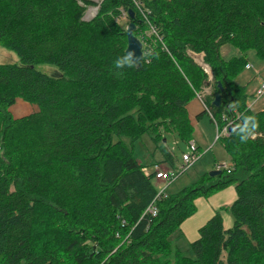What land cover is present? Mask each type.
<instances>
[{"label":"trees","instance_id":"obj_1","mask_svg":"<svg viewBox=\"0 0 264 264\" xmlns=\"http://www.w3.org/2000/svg\"><path fill=\"white\" fill-rule=\"evenodd\" d=\"M143 2L162 36L153 51L156 37L144 36L133 0L95 2L89 21L79 0H0V45L19 55L0 63V264H264V107L251 109L235 81L246 51L264 58V0ZM121 18L143 42L137 63ZM225 44L242 55L224 59ZM206 84L219 131L235 122L219 135L230 165L156 200L134 142L149 133L188 144L187 105ZM18 98L38 109L15 117ZM229 184L233 225L217 213L200 227L192 255L174 246L195 194ZM153 205L156 215L147 211Z\"/></svg>","mask_w":264,"mask_h":264},{"label":"rangeland","instance_id":"obj_2","mask_svg":"<svg viewBox=\"0 0 264 264\" xmlns=\"http://www.w3.org/2000/svg\"><path fill=\"white\" fill-rule=\"evenodd\" d=\"M79 1L82 4H85L84 19L89 21L97 14L95 11L91 10V8L95 7L98 11V5H95V2L100 3L101 0H88L89 3L87 0ZM121 22L127 28L126 20L121 18ZM220 53L224 59H230L234 56L242 55V52L231 44L223 45ZM245 54L246 60L252 64V67L240 71L235 77V81L238 84L245 86L248 94L247 102L252 103L251 109L260 110L264 107V94L261 96L254 95L256 90L264 83V58L258 56L253 49L246 51ZM18 61L19 55L15 51L0 45V63H15ZM40 68L48 72H52L54 69V67L49 65H41ZM207 91L209 92L208 95H212L213 87L210 86ZM11 109L12 106L10 110ZM207 114L209 115V113ZM233 116L235 117L234 114ZM207 118L210 121L211 116L209 115ZM211 120L213 125L212 131L204 129V125H206L205 123L207 122L203 124L202 128L201 137H203L207 143L200 147L195 140L200 156L191 167L184 171H181V166L184 162L183 154L189 153V147L184 142H181L177 136L175 139L172 134H167L165 142H156L149 133L142 135L134 142L135 156L141 163L147 166L150 171L153 169L152 163L158 162L160 166L168 169L169 172H173L174 176H172L175 178L167 185V191L175 193L183 187L198 181L203 174L210 173L211 170L217 169L215 163L227 162L228 165H230V156L218 136L220 133L218 131V126L212 118ZM234 124L235 122L232 121L230 127ZM197 134H200L198 130ZM193 135L194 137L191 140L196 138L195 131ZM167 149L168 151H166ZM167 154L171 155L173 163H170L171 160L167 158ZM215 176L211 177L215 178ZM155 183L158 190H161L164 186L163 183H158L157 180H155ZM236 196L235 184H229L212 192H199L195 194L193 199L195 210L186 217L181 223L180 229L174 233L172 237L173 245L180 248L187 255H192L193 253L190 246L191 243L199 237L200 227L206 224L207 221L217 213L222 215L224 226L226 228L231 227L233 225V217L230 211V206Z\"/></svg>","mask_w":264,"mask_h":264},{"label":"built area","instance_id":"obj_3","mask_svg":"<svg viewBox=\"0 0 264 264\" xmlns=\"http://www.w3.org/2000/svg\"><path fill=\"white\" fill-rule=\"evenodd\" d=\"M134 2V7L136 8V10L138 11H141L144 15L145 18L149 19V16L151 14V10L150 8H148L145 3L143 2V0H133ZM91 10L95 11L97 13V8H91ZM123 15L126 16L127 13L125 11H123ZM157 29L154 25H151L149 28H147L145 31H144V36L147 38V37H156L157 36ZM199 64H201L204 69L207 71L208 70V66L206 64H204L202 61H198ZM250 66H252L250 63H247L246 64V68H249ZM264 94V85L262 87H259L256 92H255V96H261ZM202 97V96H201ZM203 99V97H202ZM224 119H227L226 117H224ZM227 121H232L230 119H227ZM188 147H189V152H195L196 148L194 146V144L192 143H188ZM192 157L194 156H191L190 154H185L184 155V163L182 164V168H187L189 166V163L191 162L192 160ZM219 167L221 168H227V164L226 162L224 163H221L219 164ZM154 169H155V175H154V178L155 180L158 181V183H163V187L161 188V191L159 193V197H166L167 194H168V191H167V185L169 183H171L174 178L171 177L172 175L174 176V173L173 172H170V173H167L166 171L162 170L159 168V166L156 164L154 166ZM144 171H145V174L149 175L151 172L149 171L148 168H144ZM149 210L153 213V214H157L158 213V209L156 207V205L152 206V207H149Z\"/></svg>","mask_w":264,"mask_h":264},{"label":"crops","instance_id":"obj_4","mask_svg":"<svg viewBox=\"0 0 264 264\" xmlns=\"http://www.w3.org/2000/svg\"><path fill=\"white\" fill-rule=\"evenodd\" d=\"M209 88L210 86L206 84L203 87V90H201V92L203 91L205 93L204 90H206L205 96H207L209 94L207 89ZM248 106L251 108L252 103H248ZM187 108H188V116H189L190 122L195 131L196 138H194V141L196 140V143L199 144V146L201 147V145H205L207 143L206 140L203 137H201L203 124L207 122L205 123L206 125H204V129L207 131H212V126H213L211 123L212 120L210 118V121H209V119L207 118V116L209 115L204 112V107L198 97H195L193 100H191L188 103ZM37 109H38V106L36 104H32V103L26 102L18 98L16 103L12 106L11 110L15 117H20L25 114L34 112ZM197 130L199 131L200 134H197Z\"/></svg>","mask_w":264,"mask_h":264},{"label":"bare ground","instance_id":"obj_5","mask_svg":"<svg viewBox=\"0 0 264 264\" xmlns=\"http://www.w3.org/2000/svg\"><path fill=\"white\" fill-rule=\"evenodd\" d=\"M133 11L134 12V10H132V9H126L125 11H126V13L127 14H129V11ZM128 11V12H127ZM137 12H138V15L144 20V22H142L143 23V27L144 28H149L151 25H153V23H152V21L150 20V19H147V18H145L144 17V15H143V13L141 12V11H138L137 10ZM134 15H135V12H134ZM88 17V16H87ZM155 25V24H154ZM157 27V26H156ZM158 28V27H157ZM162 42V36L160 35V33L159 32H157V36H156V38H155V45H152V51H153V49H154V47L155 46H157L159 43H161ZM142 50H143V47H142ZM249 68H251V66L249 67ZM264 85V83L260 86V87H262ZM205 91V93H206V90H204ZM201 92V91H200ZM200 92H197L196 93V97H198L199 99H200V101H201V103H202V105H203V107H204V109H206L207 111H208V113H209V115L212 117V114L210 113V111H209V108H208V106L206 105V103H205V101L202 99V97H201V94H200ZM216 96V95H215ZM214 99H215V97H214ZM213 99V100H214ZM233 116V115H232ZM239 116V114L238 113H236L235 114V117H238ZM232 125V121H226L225 122V125L222 127V129L219 131V129H218V131L220 132L219 133V135H227L229 132H231L232 131V129L230 130V128H232V127H230ZM218 135V136H219ZM190 143H192V144H194V146H195V148H196V150H195V152H189V153H184L183 154V161H185V159H184V155L185 154H190L191 156H194V157H192V160H191V162L189 163V166L187 167V168H182L181 167V171H184V170H186V169H188L189 167H191L194 163H195V161L199 158V156H200V152L198 151V147L196 146V143H195V141L194 140H191V141H189ZM184 163V162H183ZM158 165L159 166V168L160 169H162V170H164V171H166L167 173H170L169 171H168V169H166V168H163L162 166H160L159 165V163H155L153 166H152V171H150L151 173L149 174V175H147V174H145V175H147V176H150L151 174H153V175H155V169H154V166L155 165ZM215 166L217 167V169H214V170H218V171H221V170H223L221 167H219V163H215ZM144 168H148L147 166H143L142 167V170H143V172L145 173V171H144ZM212 171V170H211ZM221 174V173H220ZM217 175H219V174H217ZM171 177H173V176H171ZM173 178H175V177H173ZM160 191L161 190H158L157 189V193H156V196H155V198H156V200H158L160 197V195H159V193H160ZM149 209H147V211H148ZM153 215H156V214H153Z\"/></svg>","mask_w":264,"mask_h":264},{"label":"water","instance_id":"obj_6","mask_svg":"<svg viewBox=\"0 0 264 264\" xmlns=\"http://www.w3.org/2000/svg\"><path fill=\"white\" fill-rule=\"evenodd\" d=\"M129 17L133 18L134 17V12L133 11H129ZM135 28L136 25L134 22H130L127 25V37H128V46L126 48V54L129 57V59L133 62V63H137L138 61L142 60L143 58V50H142V42L139 40V38L134 34L135 32ZM210 68V74H211V78L214 79L215 74L212 71V68L210 65H208ZM218 87L220 88V90H223V85L221 81H218ZM221 101H222V94L221 93H217L215 96V99L213 100V104L217 107H219L221 105ZM232 128H230L231 130ZM221 171L218 170H212L210 171V175L211 176H215L217 174H220Z\"/></svg>","mask_w":264,"mask_h":264}]
</instances>
